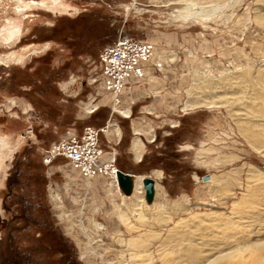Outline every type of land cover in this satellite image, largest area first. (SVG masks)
<instances>
[{
  "label": "rangeland",
  "instance_id": "1",
  "mask_svg": "<svg viewBox=\"0 0 264 264\" xmlns=\"http://www.w3.org/2000/svg\"><path fill=\"white\" fill-rule=\"evenodd\" d=\"M14 5L0 2V58L13 55L0 65V264H228L217 257L264 245V0H59L21 15ZM14 25L22 36L6 45ZM122 38L150 51L120 96L129 119L99 84L100 54ZM108 121L122 140L101 134L100 149L117 169L152 174L151 206L106 175L44 163L67 132ZM24 203L54 225L52 253L34 252L45 243L34 230L9 247L2 222ZM263 253L245 264H264Z\"/></svg>",
  "mask_w": 264,
  "mask_h": 264
},
{
  "label": "built area",
  "instance_id": "2",
  "mask_svg": "<svg viewBox=\"0 0 264 264\" xmlns=\"http://www.w3.org/2000/svg\"><path fill=\"white\" fill-rule=\"evenodd\" d=\"M149 56V48L143 46L136 49L133 43L125 38L119 39L116 44L104 48L101 52L102 72L99 76V84L112 96V113L123 117L128 111L122 106L120 96L125 92L126 84L144 76L143 65L148 61ZM130 89L128 88V91ZM103 130V127L85 126L80 135L67 132L60 141L46 150L44 163L49 165L59 159L63 165L77 171L85 178L105 175V161L111 154L103 153L99 147V136L109 133ZM112 166L116 168L114 155Z\"/></svg>",
  "mask_w": 264,
  "mask_h": 264
},
{
  "label": "bare ground",
  "instance_id": "3",
  "mask_svg": "<svg viewBox=\"0 0 264 264\" xmlns=\"http://www.w3.org/2000/svg\"><path fill=\"white\" fill-rule=\"evenodd\" d=\"M0 2H2V0H0ZM11 2H15V7H14V10H15V13L18 14V15H21L23 14L24 12L30 10L32 7H40V8H45L48 6V4H52V6H56L58 5L59 3V0H27V1H23V0H11ZM194 5L193 3H191V6ZM193 16V17H196L198 14L197 12L194 11V13H190L189 16ZM26 17V16H24ZM6 22V21H5ZM22 36V32L20 30V28L17 26V25H14V27H12L11 30H8L6 31V37L4 38V44L6 45H9V44H12V43H17L19 42L20 38ZM31 45L29 46H26V47H23L21 48L22 50H28L30 49ZM44 49H47V46L44 47ZM13 55H4L1 59L0 58V65H4L5 66V63H7V61H9L11 58H12ZM21 61V58H17L16 59V62H20ZM98 109V106L97 104H91V105H88L86 106V110H87V113H94L96 110ZM124 118L126 119H129L130 118V115L128 114V111L124 113ZM106 127H103L104 130L103 132L107 133L111 128L114 129L117 133V131H120L119 130V127L115 124H111V121H108L106 123ZM1 136H0V141H1ZM0 144L3 145V143L0 142ZM112 158H113V154L110 155V157L108 158L107 161H105V175L108 176L109 178H111L112 182L111 184L116 188V191L119 190L118 186H117V182H116V168L112 166ZM88 176H90L89 174H87ZM155 175L159 178H161V172H156ZM133 178L135 179L134 181V185H133V191H135L136 193H138L140 195L139 197V201H138V206L139 207H144V205L146 206V204H144V189H143V186H142V180L145 178V177H137L135 178V176H133ZM150 178V177H148ZM155 181V180H154ZM134 186H135V190H134ZM155 186H156V182H155ZM120 191V190H119ZM133 191H132V194H133ZM121 192V191H120ZM131 194V196H132ZM124 196V195H123ZM130 196V197H131ZM155 199V197H154ZM154 202V201H153ZM153 204V203H152ZM148 206V205H147ZM151 206V205H150ZM136 208V211L135 212H138L137 215H133V217H138V220L141 221V219L144 217L143 215V212H140V208ZM125 219L122 218V223L124 224V226H128L129 225V220H128V217H126V215H124ZM129 222V223H128ZM129 247H132V248H136V245L135 244H131V243H128L127 244ZM263 244H245L243 245L242 247H239L235 250H232L229 252V254H226V253H223V254H220L217 258L219 257H225L224 259L222 260H226L228 264H233V261L234 263H236V261H240L241 264H245V261L249 258V256L253 253V251L255 250H263ZM226 254V255H225ZM190 259L192 260H195V258L197 257V254L194 253V252H191L190 254L188 253L187 255ZM246 256H248V258H246ZM264 257V253L262 255ZM242 260V262H241ZM214 261V260H213Z\"/></svg>",
  "mask_w": 264,
  "mask_h": 264
},
{
  "label": "flooded vegetation",
  "instance_id": "4",
  "mask_svg": "<svg viewBox=\"0 0 264 264\" xmlns=\"http://www.w3.org/2000/svg\"><path fill=\"white\" fill-rule=\"evenodd\" d=\"M31 206V205H30ZM27 207L24 203V209H21L19 212H22L21 215L15 216V218L10 217L9 219H5L2 222V230H6L7 232V242L9 247L13 243L14 235L16 232L20 234L29 233L31 230L36 231L35 240L36 242L41 244L42 239H44V245L40 248L34 247V252L37 254L42 252H50L57 248V238H56V229L54 225L51 223V220L41 216L38 212H41V206H31ZM26 209H28L26 211ZM7 212H9L10 208H6ZM18 221L21 224L20 227H14L15 221ZM45 238L47 241H45ZM55 239V240H54ZM39 247V246H38ZM41 254V253H40ZM40 261V259H39ZM52 264V263H51Z\"/></svg>",
  "mask_w": 264,
  "mask_h": 264
},
{
  "label": "water",
  "instance_id": "5",
  "mask_svg": "<svg viewBox=\"0 0 264 264\" xmlns=\"http://www.w3.org/2000/svg\"><path fill=\"white\" fill-rule=\"evenodd\" d=\"M133 174L117 170L116 182L119 190L125 197H130L133 191L134 178ZM203 182L210 180V176L206 175L202 178ZM142 186L144 189V202L146 205H152L155 197V181L151 178L145 177L142 180Z\"/></svg>",
  "mask_w": 264,
  "mask_h": 264
},
{
  "label": "crops",
  "instance_id": "6",
  "mask_svg": "<svg viewBox=\"0 0 264 264\" xmlns=\"http://www.w3.org/2000/svg\"><path fill=\"white\" fill-rule=\"evenodd\" d=\"M119 130H120V128H119ZM121 132H119V131H117V133H116V131L114 130V129H110L109 130V133L108 134H106V135H104V137L106 138V140L108 141V143H109V145H116L119 141H121L122 140V137H121ZM143 144V143H142ZM143 146H144V144H143ZM134 151L135 152H137V153H139V148L137 147V146H135L134 145ZM136 157L137 158H140L141 157V155L140 154H137L136 155ZM140 160H138V162H139ZM123 172H126V173H129V171H123ZM130 174H132V173H130ZM154 174V173H153ZM152 175V174H151ZM151 175H150V178H151ZM162 176V175H161ZM137 177H145V176H135V178H137ZM112 185V184H111ZM117 193H119V190L117 191ZM120 194V193H119Z\"/></svg>",
  "mask_w": 264,
  "mask_h": 264
},
{
  "label": "trees",
  "instance_id": "7",
  "mask_svg": "<svg viewBox=\"0 0 264 264\" xmlns=\"http://www.w3.org/2000/svg\"><path fill=\"white\" fill-rule=\"evenodd\" d=\"M120 170V169H119ZM122 171V170H121ZM42 252V251H41ZM40 252V253H41ZM40 253H38V254H40ZM37 255V254H36ZM52 264H70V262L69 261H60V262H58V261H54Z\"/></svg>",
  "mask_w": 264,
  "mask_h": 264
}]
</instances>
